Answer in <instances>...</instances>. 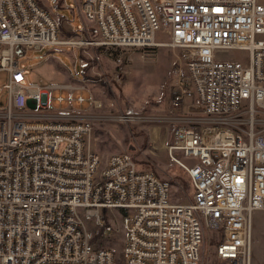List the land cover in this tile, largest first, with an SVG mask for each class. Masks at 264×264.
<instances>
[{"label": "built area", "instance_id": "obj_1", "mask_svg": "<svg viewBox=\"0 0 264 264\" xmlns=\"http://www.w3.org/2000/svg\"><path fill=\"white\" fill-rule=\"evenodd\" d=\"M80 13L96 40L61 39L37 0H0V264H116L93 239L118 225L124 264H204V228L218 232L216 264H251L253 215L264 212V5L83 0ZM160 31L168 42L156 41ZM49 46L178 50L170 109L190 99L200 115L60 112L86 106V87L25 84L19 63ZM147 121L175 124L166 150L190 180L191 204L172 203L170 182L139 170L130 153L103 163L91 146L95 123Z\"/></svg>", "mask_w": 264, "mask_h": 264}, {"label": "rangeland", "instance_id": "obj_2", "mask_svg": "<svg viewBox=\"0 0 264 264\" xmlns=\"http://www.w3.org/2000/svg\"><path fill=\"white\" fill-rule=\"evenodd\" d=\"M37 2L61 23V39L93 41L98 38L96 32L81 36L85 26L88 25L80 13L83 0H37ZM258 2L264 5V0H258ZM69 29L73 33L69 32ZM156 41L168 42V33L160 31ZM174 54H180V51L158 47L144 51L128 50L106 54L101 48L94 46L74 48L49 46L40 51H28L25 56L19 57V63L25 71V84L49 86L71 83L73 86L86 87L88 90L84 92L87 98L86 106L78 107L67 103L63 107H57L60 112L83 114L85 109H90L93 115L130 113L145 118H169L176 115L168 109L172 96L170 82L174 80L171 74V68L175 62ZM230 57L238 60L243 58L244 64H247V54L244 52L235 51ZM117 59L122 60V63L117 64L115 62ZM3 77L4 75L0 76V86L5 83ZM93 101L100 103L101 109H95ZM185 115L189 116L191 113ZM192 115L196 117L200 113L195 110ZM159 125L167 127L169 141L167 146H169L172 143L175 124L147 121L131 125L95 123L91 138L92 147L103 163L107 159V153L104 151H110L109 156L116 153H130L137 162L139 170L152 172L161 180L170 182L172 203L191 204L193 191L183 181L184 177L174 171H171L172 175H170L169 170L166 169L165 160L161 157L154 158L147 151L150 130L153 126ZM129 147L132 150H129ZM166 173L172 178H167ZM176 184L181 188L175 189L173 186ZM107 214L106 211H102V215ZM116 220L120 218L117 217ZM252 222L251 264H264V212H256ZM117 230L116 235L105 236L104 239L100 237L95 244L112 250L116 264H124L122 254L124 230L119 225ZM204 234L205 238L201 247L204 264H216L213 250L218 240V232L204 228Z\"/></svg>", "mask_w": 264, "mask_h": 264}, {"label": "crops", "instance_id": "obj_3", "mask_svg": "<svg viewBox=\"0 0 264 264\" xmlns=\"http://www.w3.org/2000/svg\"><path fill=\"white\" fill-rule=\"evenodd\" d=\"M65 26H67L66 21H65ZM69 32L73 33L72 30H70V29H69ZM95 32H96L95 28H93L92 26H90L88 24L85 26L81 36H83V35L88 36L89 34H95ZM170 84H172L170 91L173 93V91L175 90V79L173 81H171ZM172 93H171V95H172ZM168 109H170V107ZM195 110H198V109L194 106L193 101L190 99L186 100L180 109H178L176 111L170 109L171 112H174L175 114H182V115L190 114V113L193 114V112ZM166 129H167V127L160 126V125L152 127V129L150 130V134H149V148L147 151H149L150 154L154 158H160V157L163 158L165 160L166 169L169 170L168 171L169 174L172 175L170 173L171 171H174V173L177 172L179 175L184 177L183 181H185V183L188 184V186H190L191 190L193 191L192 185L190 183V180H189L187 174L180 167H178L176 164H174L168 156L166 147H167V143H169V141H168ZM91 146H92V143H91ZM100 152L103 153L102 150H100ZM104 153H107V159H108V156L111 154V152L110 151H104ZM175 155L178 158H182V154L179 152H177ZM106 160H105V162H106ZM169 162L172 164H170ZM169 174L166 173L165 175L167 178L171 179L172 177ZM173 187L175 189H178L180 187V185L176 184Z\"/></svg>", "mask_w": 264, "mask_h": 264}, {"label": "trees", "instance_id": "obj_4", "mask_svg": "<svg viewBox=\"0 0 264 264\" xmlns=\"http://www.w3.org/2000/svg\"><path fill=\"white\" fill-rule=\"evenodd\" d=\"M132 156V155H131ZM132 158H133V156H132ZM134 159V158H133ZM134 161H135V159H134ZM135 163L137 164V162L135 161ZM139 169V168H138ZM141 171H145V170H141ZM101 237V232H98L96 235H95V237H94V239H93V243H96V241L99 239Z\"/></svg>", "mask_w": 264, "mask_h": 264}, {"label": "flooded vegetation", "instance_id": "obj_5", "mask_svg": "<svg viewBox=\"0 0 264 264\" xmlns=\"http://www.w3.org/2000/svg\"><path fill=\"white\" fill-rule=\"evenodd\" d=\"M129 150H132V148H131V147H129Z\"/></svg>", "mask_w": 264, "mask_h": 264}]
</instances>
